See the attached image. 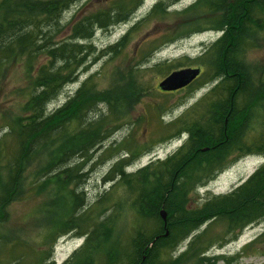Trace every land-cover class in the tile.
Masks as SVG:
<instances>
[{
    "label": "trees",
    "instance_id": "16d2710c",
    "mask_svg": "<svg viewBox=\"0 0 264 264\" xmlns=\"http://www.w3.org/2000/svg\"><path fill=\"white\" fill-rule=\"evenodd\" d=\"M72 1L0 0V77L7 76L13 63L22 62L29 79L22 105L25 115L14 118L0 137V222L7 221L10 205L23 199L29 164L49 149L50 160L34 184L52 183L55 194L64 199L62 213L53 225V242L64 236L85 238L65 264L231 263L225 255L210 252L264 220V163L226 194L209 192L196 207L191 206V195L245 155L264 156V114L257 130L250 126L252 104L258 98L264 107V86L260 91L255 88L244 60L246 51L257 48L259 40H264V0H197L182 10H169L179 0H158L155 10L115 45L102 51L101 55L109 58L112 49L113 58L122 54L132 36L145 27L142 25L155 21L186 20L158 37L151 32L143 35V42L150 41L158 47L196 33L222 31L206 47L204 56L197 58H205L206 71L191 88L201 89L211 81L216 85L192 107L195 110L187 112L194 114L190 126H183L181 118L165 124L177 129L175 135L185 132L186 143L167 159L151 162L135 172H127L126 167L152 147L141 150L123 140L113 142V148L107 146L100 154L101 160L120 149L127 155L104 177V181L118 177L132 194L134 218L124 232L111 220L119 203H112L110 193L93 204L86 203L81 185L87 175L81 167L84 162L78 159L87 161L93 156L91 150L103 147L123 125V113L118 112L140 101L142 90L134 88V76L127 75V84L113 91V109L110 91L97 90L94 76L88 77L64 104L53 110L49 107L67 85L77 81L79 70L96 52L91 42L96 31H106L112 19L113 23L128 21L141 0H113V10L108 5L80 20L74 18L66 36L61 34L62 23ZM116 8L124 18L118 17ZM101 102H107L110 112L97 110ZM171 138L170 135L166 140ZM162 209L167 213L166 221L161 216ZM187 240L186 249L179 251ZM19 247L20 243L0 239V264H26L24 258L30 254L29 264H55L51 261L52 250L46 255L38 250L24 254L17 251ZM260 251H264V232L232 259Z\"/></svg>",
    "mask_w": 264,
    "mask_h": 264
},
{
    "label": "rangeland",
    "instance_id": "374dc122",
    "mask_svg": "<svg viewBox=\"0 0 264 264\" xmlns=\"http://www.w3.org/2000/svg\"><path fill=\"white\" fill-rule=\"evenodd\" d=\"M156 1H146L138 10L137 15L132 16L124 24L108 31L98 29L91 41L96 52L91 56L86 66L79 70L77 81L67 85L64 92L49 107L50 110H53L64 104L88 77L94 76L93 83L97 90L110 91V103L113 109V103H115L113 100L114 92L120 91L127 84L129 78L127 75L134 76L132 78L134 88L142 90L139 91L138 95L141 96L140 101L131 106L128 105L123 108L122 112H118L123 113L121 120L123 125L105 141L103 147L93 152L91 161L86 164V160L84 161V169L82 166V171L87 173V177L81 185L82 190L85 192L86 203L93 204L102 195L107 196L110 193L112 203L114 201L119 203V208L116 205L113 211L115 214L112 213L111 220L117 224L118 229L122 232L131 226L134 218L130 207L132 194L118 181V177H115L113 181H104V177L118 160L126 156V153L122 149L111 151L110 156L101 160V152L107 146L113 148V142L119 143L123 140L128 144H134V147L136 145L137 149L148 148L151 144L152 149L146 151L131 166L126 167L127 172H135L151 162L158 159L165 160L167 157L172 156L186 143L188 135H175L177 129L167 128L169 126L165 124L169 120L178 117L176 120L181 118L184 122L183 126H190L189 120L191 121L194 114L189 115L187 112L195 110L192 107L208 95L216 85V81H211L205 83L201 89L190 88V90L175 95H163L159 90L160 81L172 71L179 69L176 66H201L204 72L206 71L207 62L205 58L200 60L197 58L203 57L205 46L219 37L220 34L216 32H203L175 41L150 56L151 61L147 64L140 65L136 62V59L145 57L152 48L151 44H154L146 41L139 49L140 52L144 50L143 55L134 54L137 44L143 42L144 34L151 32L152 35H155L154 37H158L168 29L177 28L179 24L182 25L186 22L183 18L168 22L155 21L144 24L142 26L145 27L134 37L132 36V41L126 45L122 54L115 56L113 59L101 55L102 51L108 46H113L120 41L127 30L138 23L151 10V6ZM196 2L197 0H179L170 10H182ZM108 5H111V0H73L70 9L65 13L66 19L62 23L64 30L61 34L69 35L72 19L80 20L108 8ZM244 60L248 66L251 81L256 83L255 88H259L260 91L264 86V40H259L257 48L246 51ZM22 65V62L13 63L7 76L0 77V137L5 134L7 126L12 123L14 118L25 115L22 105L29 91V79L24 75ZM207 78H204L205 81L208 80ZM200 109L203 110V108ZM252 109L254 111L250 126H253V130H257L261 126V115L264 114L262 101L257 98V103L252 104ZM97 110L104 114L110 112L107 102L99 103ZM196 111H199V109ZM162 113L168 115L165 122L159 119ZM170 135L172 138L166 140V137ZM96 158L99 160L96 161ZM49 160V149H46L39 153L27 167L23 199L12 203L8 207L7 221L0 222V239L8 243H20V247L17 249L19 253L26 254L30 250H38L46 255L49 250H52L53 257L51 261H55V264H65L69 256L79 248L85 238L77 239L73 236H64L53 242L56 234H54L53 225L62 213L64 199L62 196L55 194L52 183L34 184L35 178L39 176L38 173L42 171ZM78 162H82V160L78 159ZM263 162L262 157L246 156L232 163L213 180L192 193L191 206L196 207L202 204L209 192L213 194L230 192L234 187L245 181ZM263 232L264 220H260L247 227L236 240L226 246L213 248L210 254L225 255L227 260H231V263L220 260L216 264H264V251L244 255L237 260L232 259L244 246L254 241ZM188 242L189 240L185 241L179 251L185 250ZM30 255H26L24 258L26 264L31 261Z\"/></svg>",
    "mask_w": 264,
    "mask_h": 264
},
{
    "label": "water",
    "instance_id": "95a60500",
    "mask_svg": "<svg viewBox=\"0 0 264 264\" xmlns=\"http://www.w3.org/2000/svg\"><path fill=\"white\" fill-rule=\"evenodd\" d=\"M201 75L200 67H186L175 70L166 76L159 84V87L163 91H176L183 89L190 85ZM204 150H207L205 148ZM161 216L166 221L167 213L164 209L161 210Z\"/></svg>",
    "mask_w": 264,
    "mask_h": 264
},
{
    "label": "flooded vegetation",
    "instance_id": "af4514ba",
    "mask_svg": "<svg viewBox=\"0 0 264 264\" xmlns=\"http://www.w3.org/2000/svg\"><path fill=\"white\" fill-rule=\"evenodd\" d=\"M143 0H141L140 4H142ZM140 4L135 8V10H132L130 12V17L132 18V16H136L137 15V12L138 10L141 8L140 7ZM156 4V3H155ZM155 4L151 6V10H155ZM111 6H112V10H113V0H111ZM133 27V26H132ZM144 42H139L136 46V50H135V53L136 55H143V51L142 50L141 52L139 51L140 47L143 46ZM152 45V48L149 50V52L147 53V55L145 57H141V58H138L136 59V62L139 63L140 65H145L147 64V62H150L151 59H150V56H152L154 53H157L159 52L162 48V47H158L156 46V44H151ZM111 59H113V49H112V53H111ZM191 67H198V66H191ZM202 71H203V67H201ZM167 76V75H166ZM165 76V77H166ZM164 77V78H165ZM163 78V79H164ZM162 79V80H163ZM198 79L196 81H193L189 86L183 88V89H180V90H176V91H163L160 87H159V90L160 92L163 94V95H175L177 93H180V92H183V91H186V90H190L191 87H194L195 84L197 83ZM161 82V81H160ZM160 84V83H159ZM168 118V115L167 113H162L159 117V119H161L163 122H165ZM176 119H178V117H175L174 119H171L169 120L168 122H172V121H175ZM178 126H182V125H178ZM208 126H222L221 124H209ZM187 141V140H186ZM154 146V145H153ZM149 147H151V144L149 145ZM168 158V157H167ZM166 158V159H167ZM158 160H161V159H158Z\"/></svg>",
    "mask_w": 264,
    "mask_h": 264
},
{
    "label": "bare ground",
    "instance_id": "6f19581e",
    "mask_svg": "<svg viewBox=\"0 0 264 264\" xmlns=\"http://www.w3.org/2000/svg\"><path fill=\"white\" fill-rule=\"evenodd\" d=\"M146 1H149V0H143L142 4H140V7H142V6L145 4ZM154 4H155V3H154ZM154 4H153V5H154ZM176 4H177V3H175V4L171 5V6H174V5H176ZM69 9H70V8H69ZM69 9H68V10H69ZM151 11H153V10H150L148 13H150ZM116 13L119 15L118 17H120V18H124V17H125V16H124V13L120 12V11L118 10V8H116ZM148 13H147V14H148ZM147 14H146V15H147ZM146 15H145V16H146ZM112 16H113V15H112ZM145 16H144V17H145ZM144 17H143V18H144ZM141 19H142V18H141ZM124 23H125V22H122V21H121V22H118V23H113V19H112V23H111V25L108 27V29H107L106 31H108L109 29L115 28V27L119 26L120 24H124ZM130 30H131V29H128L127 32H126V34L129 33ZM102 31H105V30H102ZM214 32L222 34V31H214ZM126 34H125V35H126ZM205 49H206V46H205L204 50H205ZM97 149H98V147H96L95 149L91 150L90 152H95ZM92 158H93V157H90V158L85 162V164L88 163L89 161H91ZM80 159H81V158H80ZM81 160H82L81 163H83L86 159H85V158H82ZM98 160H99V159L96 158V161H98ZM85 164H84V165H85ZM81 167H82V165H81ZM83 169H84V166H83ZM83 173H84V171H83ZM85 174L87 175V173H85ZM107 174H108V173H107ZM107 174H106V175H107Z\"/></svg>",
    "mask_w": 264,
    "mask_h": 264
}]
</instances>
